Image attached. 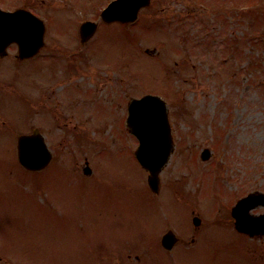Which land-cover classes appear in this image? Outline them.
<instances>
[{"label": "rangeland", "instance_id": "rangeland-1", "mask_svg": "<svg viewBox=\"0 0 264 264\" xmlns=\"http://www.w3.org/2000/svg\"><path fill=\"white\" fill-rule=\"evenodd\" d=\"M67 1L0 0L27 5L51 33L38 58L13 49L0 61V264H264V238L238 234L230 216L240 197L264 193V2L151 0L134 25L100 22L80 47L79 21H98L108 0ZM148 93L166 101L174 142L157 195L120 123L126 101ZM33 128L54 159L28 173L15 139ZM168 230L179 239L169 252Z\"/></svg>", "mask_w": 264, "mask_h": 264}, {"label": "water", "instance_id": "water-1", "mask_svg": "<svg viewBox=\"0 0 264 264\" xmlns=\"http://www.w3.org/2000/svg\"><path fill=\"white\" fill-rule=\"evenodd\" d=\"M150 0H118L109 6L103 13L104 21L132 22L136 19L140 8L147 6ZM86 27H92L89 24ZM43 24L36 17L22 11L5 13L0 11V56L5 47L11 42L19 45L20 56H28L35 53L42 45ZM127 119L130 131L139 139L140 147L136 157L140 164L150 171L148 183L151 189L158 190V173L166 163L171 151V139L167 122L165 105L158 97L145 96L140 100L132 101L128 109ZM21 137L18 141V158L20 164L29 170H39L49 161L46 149L41 145L40 139ZM37 140V141H34ZM208 151H204L203 159L208 158ZM262 194L249 195L239 201L231 211L235 219V229L247 233L250 236L264 233V215L253 217L248 211L264 201L259 198ZM194 224L199 221L194 219ZM162 245L171 249L176 242L172 232L162 238Z\"/></svg>", "mask_w": 264, "mask_h": 264}, {"label": "flooded vegetation", "instance_id": "flooded-vegetation-1", "mask_svg": "<svg viewBox=\"0 0 264 264\" xmlns=\"http://www.w3.org/2000/svg\"><path fill=\"white\" fill-rule=\"evenodd\" d=\"M48 60H49L50 62H52V64H58V62H59V61H56V60H54V59H48ZM61 60H63V59H61ZM61 60H60V61H61Z\"/></svg>", "mask_w": 264, "mask_h": 264}]
</instances>
